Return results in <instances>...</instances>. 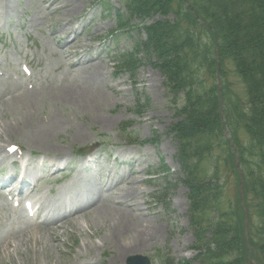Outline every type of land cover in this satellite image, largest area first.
I'll return each instance as SVG.
<instances>
[{"label":"rangeland","instance_id":"1","mask_svg":"<svg viewBox=\"0 0 264 264\" xmlns=\"http://www.w3.org/2000/svg\"><path fill=\"white\" fill-rule=\"evenodd\" d=\"M149 14L130 15L123 0H0V71L9 76H0V139L4 140L1 145L4 149L13 144L20 145L21 154L29 160H51L54 156L80 166V162L74 163L78 153H89L96 158L70 173L66 169L53 172L50 162L45 163L41 167L44 172L38 174L43 176L39 189H34L30 195L35 192L38 196L41 192L52 197L59 191L65 192L66 188L71 189L74 173L96 181L111 180V194L120 192L122 195L129 189L133 195L127 199L128 205L122 204L123 209L127 208V212L154 225L152 236L145 241L144 247L120 256V243L118 245L107 236L115 227L97 221L91 217L94 210L88 211L73 225H66L67 235L61 231L54 240L42 232L45 245L34 242L36 236L32 237V234V243L27 247L20 246V252L13 245V250L7 245L3 248L0 242V264L10 260L16 264H36L38 261L39 264H53L54 261H63L64 264H126V258L134 254L148 257L153 264H200L201 255L213 250L212 228L205 222L199 224L198 220H191L192 189L184 180L179 145L172 132V123L181 117L177 111L182 93L179 91L176 97L171 94L166 72L159 66L158 53L152 44L145 46L147 36L141 26L156 20L172 21L176 16L172 10L165 16L154 10ZM119 16H125L127 26L131 27L121 29L117 22ZM176 21L193 29L182 15ZM194 35L196 39L210 42L207 39L211 37L209 33ZM73 53L76 54L73 56ZM127 53L134 55L132 69L118 64L119 55ZM89 58H92L91 63H88ZM76 59L81 64H73ZM22 64L32 71L33 86L27 87L21 80H12L13 72H22ZM226 67L224 99L227 102L224 105L232 107L244 97L243 85L234 74L232 64L228 62ZM88 76L95 82L88 81ZM88 82L99 91L93 108L87 103H82L80 108L53 94L56 87L89 85ZM26 100L32 101L33 105L27 106ZM22 116H28L29 124L27 121L19 123ZM49 119H61L65 123L52 131L50 142L43 143L48 148H43V144L41 148L34 144L27 132ZM24 123L28 124L26 130H18L17 126ZM77 128L79 137L74 134ZM225 129L228 135L231 129ZM234 131L231 141L233 137L240 140L244 148L246 127L240 123ZM212 152L210 166L218 158L217 143ZM4 167L10 170L8 163ZM217 174L218 181L224 182V189L228 185L227 192L236 197L237 182L222 162ZM30 175L37 177L36 171ZM218 186L221 187L220 182ZM112 200L117 204L114 198ZM12 219L13 215L0 207V227ZM258 220L259 216L255 215L254 222ZM112 234L115 235V230ZM127 234H119L120 241L127 239ZM31 245H37V249ZM3 252L9 259L2 256ZM197 252L200 255L195 258ZM89 258L91 261L87 260Z\"/></svg>","mask_w":264,"mask_h":264},{"label":"trees","instance_id":"2","mask_svg":"<svg viewBox=\"0 0 264 264\" xmlns=\"http://www.w3.org/2000/svg\"><path fill=\"white\" fill-rule=\"evenodd\" d=\"M123 2L130 15L143 13L149 16L151 10H154L165 16L172 10L176 19L180 15L184 16L193 28L191 30V27L179 25L176 19L156 20L141 25L147 36L144 44H152L158 53L159 66L166 72L171 94L176 97L179 91L182 93L177 111L181 117L172 123V132L179 145L184 180L192 189L191 220L209 225L215 243L214 251L210 249L205 252L199 262L247 264L240 198L238 194L231 197L227 192L228 185L224 189L223 181H218L217 174L220 162L229 169L228 160H232L226 152L222 137L216 84L217 50L223 113L230 125L231 134L240 123L247 130L244 148L240 140L233 137V141L239 148V161L244 174L243 192L249 217V242L254 248V258L259 264H264V0ZM124 17L119 16L117 20L121 29L127 26L128 19ZM200 21L209 27L203 26ZM204 32L211 36L207 37L210 41L208 43L195 38L194 34ZM119 56L118 64L122 67H134L132 53ZM228 62L242 83L244 94L232 107L224 105L227 102L224 98ZM215 143L219 154L216 162L210 166L209 159ZM210 171L212 173L209 176ZM234 180L239 182L237 177ZM255 215L260 220L254 222Z\"/></svg>","mask_w":264,"mask_h":264},{"label":"bare ground","instance_id":"3","mask_svg":"<svg viewBox=\"0 0 264 264\" xmlns=\"http://www.w3.org/2000/svg\"><path fill=\"white\" fill-rule=\"evenodd\" d=\"M60 9H61V7H60ZM65 45H67V43H65ZM65 45L63 47H66ZM70 46H72V45L69 44V47ZM65 49H67V48H65ZM62 53H63V50H62ZM75 54L73 53V56ZM62 56H63V54H62ZM88 60H89L88 63L92 62V58H89ZM72 63L78 64V63H80V61H78V59H76ZM80 66H82V65H80ZM88 77H89L88 81L95 82V80L91 76H88ZM84 82H86V81H84ZM90 85H92V84L89 83V85H83V84L68 85L66 87H61L62 89H59V87H60L59 86V87H56V90H53V94L55 93L54 94L55 97L61 96L63 98H66V100L64 99V101H66V103L67 102L68 103L74 102L72 104L78 105L80 108L82 107V103H84V104L87 103L89 108L90 107L93 108L92 106L94 104L95 105L97 104V97H98L97 92H99V91L97 89H93V87H91ZM21 89H23V88H21ZM19 91H21V90H19ZM24 93H25V91H24ZM24 93H23V95H24ZM19 95H21V94H19ZM16 96H18V95H16ZM32 96H34V95L32 94ZM33 101H34V99H33ZM15 102H14V104H15ZM31 102L32 101L26 100L25 103H27L26 105L30 107L31 105H33ZM32 112H33V110H32ZM27 117L28 116H25V117L22 116L21 119L18 118L20 121L18 119L17 120L19 121V123L23 122V121L24 122L27 121V123L29 124L30 121L26 120ZM13 118H14V116H13ZM102 120H105V119H102ZM64 123L65 122L62 121L61 119H49L42 124H39L37 126L30 128L29 132H27V133L29 134L30 139L31 140L33 139L34 144L38 147H41L40 145H42L44 142H50L52 140L51 137L53 136L52 134H54V133H52V131L63 126ZM103 123H104V121H103ZM27 125L24 123L21 126H17V129L20 131H24V130H26ZM78 129L79 128H77V130H75L76 133L74 131V134H76V135L78 134ZM79 136H80V134H78V137ZM3 142H4V140L0 139V171H3L4 169H6V167H4V166L8 160H10L12 166H10L9 171L5 172L7 175L2 176L3 178L0 179V187L5 185V183L11 178L18 179V177L19 178L21 177L18 186H16V188H15V190L17 191L16 194L21 195V194L25 193L26 197H30L33 199V204H34L33 209L35 211L36 218H38V220H35L34 218H30L28 215L25 214V212L22 208H20L19 210H14V211H16V213L14 214L13 219L9 220L5 226L0 227L1 228L0 242H2L3 248L5 245H7L6 247H9V249H12L15 246V249L17 251L19 250V252H20V250H21L20 246L26 245V247H27L30 242L32 243V240H31L32 238L30 237V234H32L31 235L32 237L36 236V238H34V242L38 241L39 245L41 244L40 246L45 245V241L44 242L42 241V236H43L42 232H44L46 234L48 233V235H50L51 237H54V240H55L56 235L60 236L59 233L61 231L66 232V235H67V232H69L66 229L67 224H69L70 226L73 225L74 222L76 223V221L79 220V217H81L82 214L87 213L88 211H93V210L96 213L94 214V212H93L91 214L93 216H91V217L95 218L97 221L99 219L105 225L108 223L109 225H113L115 227V229H114L115 235L112 234L114 231L113 230L112 232L108 233L107 236L110 239L117 242L118 245L120 243V246L118 247V249H120V251L122 250V253L120 256H123L124 253L126 254V253L136 251L138 249H141L142 247H144L145 241L152 236L151 229L154 226L152 224L153 222L151 223V221H149L147 219H143L142 217L137 218L134 216L133 213L131 214V213L127 212L126 211L127 208L123 209L124 205H122V204L126 203L128 205L127 199L133 198L132 197L133 195L130 192H128L130 190L128 189V190H126L125 193H123V194L121 193L122 195H120V192H116L115 194H111V191H112L111 180H110L111 183L109 181L103 182L100 179L96 181V180H92L94 178H92V179L91 178H85L83 176H77V174L74 173L75 178L72 181L71 189L66 188L65 192L59 191L58 193H56L52 197H48V196L42 194L41 192L38 196H36L35 192H34V195H30L31 192L34 191V189H39V182L43 178V176L42 177L38 176V174L41 172H44V169L41 167L43 165H45V163L51 162V164L49 166L51 169L55 168L54 172H56V171L58 172V171L62 170V168L65 169V164L62 168L60 166H58V165H60V162H59L60 160L55 159L57 157H54V156L52 157L51 160L50 159H48V160L47 159H41V158L39 160H36V159L29 160L28 159L27 161H28V164H30L31 168L26 167L27 166L26 165L25 168L22 169L23 170L22 172H19V170L16 171V166L14 164V161H17L18 152H13L11 154L8 153V151L5 150L4 147L2 146ZM42 147L48 148L44 144L42 145ZM18 150H21L20 145H18ZM57 151L61 152L60 150H57ZM58 152H55V153H58ZM94 159H96L95 156L91 155L88 159L84 160V161H86L84 163V167L87 165V163L89 161L93 162ZM37 162H40V163L38 164ZM33 168L37 172V177L30 178L29 174L32 173ZM28 177L31 180L28 179ZM48 178H51V177H48ZM119 181H121V180H119ZM124 187H126V186H124ZM126 188H128V187H126ZM114 190H113V192H114ZM6 198H7L6 193L0 190V207L3 209H6L9 213L12 214V209H10V206H9L10 203ZM112 198L115 199L114 201H117V204H114L112 202L113 201ZM34 229L37 231L34 232ZM54 229H55V231H54ZM125 232L128 233L126 235L127 239L120 241V238H118V235L121 233H125ZM18 235H21L20 238L18 237ZM117 243H116V245H117ZM12 245H13V247H11ZM31 247L34 249H37V245H33V246L31 245ZM86 251H88V250L86 249ZM94 251H96V250H94ZM5 252H6V250H5ZM2 256L3 257L5 256L8 258L7 253L3 252ZM8 259H6V261H8ZM91 259L92 258H89L87 260L91 261ZM114 260H113V262H114ZM9 262H10V264H16L12 260H10ZM9 262L2 263V264H8ZM39 263H40V261L36 262V264H39ZM53 264H64V262L63 261H60V262L54 261ZM111 264H116V262L111 263Z\"/></svg>","mask_w":264,"mask_h":264},{"label":"water","instance_id":"4","mask_svg":"<svg viewBox=\"0 0 264 264\" xmlns=\"http://www.w3.org/2000/svg\"><path fill=\"white\" fill-rule=\"evenodd\" d=\"M219 84V83H218ZM240 192H241V188H240ZM242 194V193H241ZM138 259V257H133V258H130L129 259V261H130V263L132 262V261H135V260H137Z\"/></svg>","mask_w":264,"mask_h":264}]
</instances>
